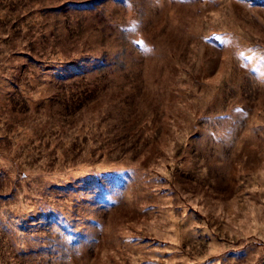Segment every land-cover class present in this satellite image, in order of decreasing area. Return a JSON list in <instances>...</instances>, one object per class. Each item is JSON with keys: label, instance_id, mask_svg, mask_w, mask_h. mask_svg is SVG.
<instances>
[{"label": "rangeland", "instance_id": "1", "mask_svg": "<svg viewBox=\"0 0 264 264\" xmlns=\"http://www.w3.org/2000/svg\"><path fill=\"white\" fill-rule=\"evenodd\" d=\"M0 264H264V0H0Z\"/></svg>", "mask_w": 264, "mask_h": 264}]
</instances>
